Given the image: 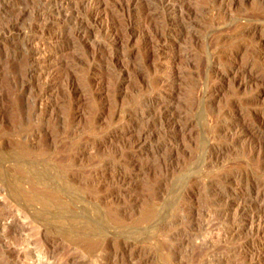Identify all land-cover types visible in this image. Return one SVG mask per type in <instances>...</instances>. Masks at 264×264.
Instances as JSON below:
<instances>
[{
	"label": "rangeland",
	"instance_id": "rangeland-1",
	"mask_svg": "<svg viewBox=\"0 0 264 264\" xmlns=\"http://www.w3.org/2000/svg\"><path fill=\"white\" fill-rule=\"evenodd\" d=\"M38 1L0 0V264H264V0Z\"/></svg>",
	"mask_w": 264,
	"mask_h": 264
},
{
	"label": "bare ground",
	"instance_id": "bare-ground-1",
	"mask_svg": "<svg viewBox=\"0 0 264 264\" xmlns=\"http://www.w3.org/2000/svg\"><path fill=\"white\" fill-rule=\"evenodd\" d=\"M75 1V0H74ZM83 1L85 0H81V1H76V2H73V0H39L38 2L40 3V12H41V17L47 22V20L49 21L50 18L53 19V16L57 17V18H67L68 15H69V12H72V11H77L78 7L77 5L81 4ZM181 1L182 0H161V2L163 3L164 5V8L166 10H172L173 12H177V6L178 4L180 3V5L182 6L181 4ZM37 2V3H38ZM78 5V6H79ZM39 7V6H37ZM77 7V8H76ZM77 9V10H74V9ZM163 8V9H164ZM181 7H179L178 9H180ZM183 7L182 10L183 11ZM185 11V10H184ZM183 11V12H184ZM179 12V11H178ZM181 12V11H180ZM186 12V11H185ZM83 13V12H82ZM170 13V12H169ZM71 14V13H70ZM184 15V13H183ZM188 15V14H187ZM256 15V14H255ZM254 15V16H255ZM175 17H178L179 14L178 13H175L174 14ZM182 16V15H180ZM54 17V18H55ZM129 17V16H128ZM252 18V17H251ZM81 19V18H80ZM176 19V18H175ZM249 19V18H248ZM183 20V19H182ZM83 21V20H82ZM172 22V21H171ZM45 23V22H44ZM85 23V21H84ZM84 23H79V30L81 29V24H84ZM93 23V22H92ZM84 29H85V26H83ZM42 60V59H41ZM42 68V67H41ZM260 130V129H259ZM262 133V132H261ZM112 219L116 220L117 218V215L116 214H113L112 213V216H111ZM118 219V218H117ZM88 247V246H87Z\"/></svg>",
	"mask_w": 264,
	"mask_h": 264
}]
</instances>
